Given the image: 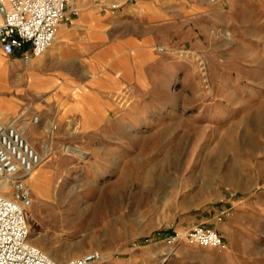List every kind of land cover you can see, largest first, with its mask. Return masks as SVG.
<instances>
[{"label":"rangeland","instance_id":"rangeland-1","mask_svg":"<svg viewBox=\"0 0 264 264\" xmlns=\"http://www.w3.org/2000/svg\"><path fill=\"white\" fill-rule=\"evenodd\" d=\"M70 3L71 22L89 4L128 16L151 53L133 79L79 55L68 78L17 61L5 92L16 107L0 99V120L43 155L27 178L28 240L57 260L98 250L99 264H264V0ZM197 223L226 247L190 241Z\"/></svg>","mask_w":264,"mask_h":264},{"label":"built area","instance_id":"built-area-1","mask_svg":"<svg viewBox=\"0 0 264 264\" xmlns=\"http://www.w3.org/2000/svg\"><path fill=\"white\" fill-rule=\"evenodd\" d=\"M76 13L70 0H0L2 52L18 54L28 63L51 45L58 24L70 23ZM42 159L17 120H0V264H99L102 255L98 250L57 260L28 240L25 213L31 197L27 178ZM187 236L199 244L226 247L214 228L201 223L194 224Z\"/></svg>","mask_w":264,"mask_h":264},{"label":"crops","instance_id":"crops-1","mask_svg":"<svg viewBox=\"0 0 264 264\" xmlns=\"http://www.w3.org/2000/svg\"><path fill=\"white\" fill-rule=\"evenodd\" d=\"M149 10V18L152 22L161 17V10L155 6L145 5ZM125 8H122L124 11ZM165 12H163L164 14ZM131 23V25H129ZM56 33L58 38L51 44L40 57L35 56L34 64L49 63L58 64L59 69L54 73L53 78H68L71 74L67 73L65 67L69 61H75L73 56H81L95 69L104 68L106 70L126 69L131 72V79L138 77V67L140 64V54L150 55L144 47L149 41L150 36L140 34L138 25L128 16L119 15L116 11L105 9L102 11L95 5L85 6L80 14L74 17L71 24L60 22ZM71 57V58H70ZM22 61L16 54L9 56L2 52L0 47V99L6 105L7 111L15 110L16 103L7 97L5 92L12 89L14 74L20 73L17 61ZM134 71L136 73H134ZM34 75L33 83L36 85L38 73L31 71ZM119 78L112 75L109 80L111 86L119 84ZM104 83L97 82L98 86ZM85 102L84 98L78 99ZM7 104L9 107L7 108ZM4 116H7L5 114ZM7 121V118L6 120ZM216 226V224L214 225Z\"/></svg>","mask_w":264,"mask_h":264},{"label":"bare ground","instance_id":"bare-ground-1","mask_svg":"<svg viewBox=\"0 0 264 264\" xmlns=\"http://www.w3.org/2000/svg\"><path fill=\"white\" fill-rule=\"evenodd\" d=\"M24 132L26 133L25 128H24ZM69 149L72 150V151H74L75 153H78V154L84 153L83 150H81V149H79L77 147H70Z\"/></svg>","mask_w":264,"mask_h":264}]
</instances>
